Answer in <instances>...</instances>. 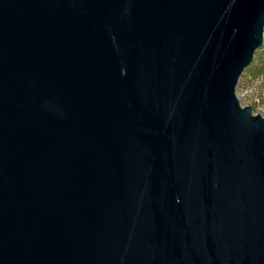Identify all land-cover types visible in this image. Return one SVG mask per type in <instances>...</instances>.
Instances as JSON below:
<instances>
[{
	"label": "water",
	"instance_id": "water-1",
	"mask_svg": "<svg viewBox=\"0 0 264 264\" xmlns=\"http://www.w3.org/2000/svg\"><path fill=\"white\" fill-rule=\"evenodd\" d=\"M263 33L264 0H0V264H264Z\"/></svg>",
	"mask_w": 264,
	"mask_h": 264
},
{
	"label": "rangeland",
	"instance_id": "rangeland-1",
	"mask_svg": "<svg viewBox=\"0 0 264 264\" xmlns=\"http://www.w3.org/2000/svg\"><path fill=\"white\" fill-rule=\"evenodd\" d=\"M236 96L242 105L250 106L254 113H259L264 117V84L262 80L251 79L237 84Z\"/></svg>",
	"mask_w": 264,
	"mask_h": 264
},
{
	"label": "trees",
	"instance_id": "trees-1",
	"mask_svg": "<svg viewBox=\"0 0 264 264\" xmlns=\"http://www.w3.org/2000/svg\"><path fill=\"white\" fill-rule=\"evenodd\" d=\"M251 79H260L264 84V43L255 52L250 66L239 77L238 84H242L244 81Z\"/></svg>",
	"mask_w": 264,
	"mask_h": 264
}]
</instances>
